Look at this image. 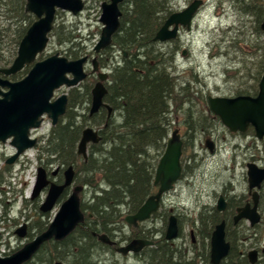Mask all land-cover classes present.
<instances>
[{
    "label": "trees",
    "instance_id": "trees-1",
    "mask_svg": "<svg viewBox=\"0 0 264 264\" xmlns=\"http://www.w3.org/2000/svg\"><path fill=\"white\" fill-rule=\"evenodd\" d=\"M241 1L247 2H238ZM170 3L171 0H124L120 6V28L113 37L109 51L121 57L123 52H127L128 57H123V61L112 68L108 93L104 98V102L116 111L118 119H107L106 114L100 113L93 116L89 113L88 117L78 112L80 108L90 112L94 87L90 77L69 90L67 111L52 128L40 152H47L53 158H39L46 163L55 161L75 169L74 184L82 189L77 192V196L85 218L65 238L46 241L34 257L24 264H108L110 254L119 256L120 260L125 259L115 251V246L101 243L95 234H107L117 241L116 245L137 238L153 241V236L157 237L153 245L144 247L142 253L138 254V264H211V236L223 220L227 221L226 237L231 243V250L221 264H250L240 253L244 246L239 241V227L233 225L232 217L241 205L239 196L229 199L230 206L226 214L214 208L204 210L198 219H191L193 224L196 222L199 226L192 225L197 226L198 242H192L193 249L190 252L174 243L175 240H166L167 211L156 212L153 216L155 220L157 217L162 218L159 219L162 223L160 230L153 227L135 229L128 227L124 221L126 216L135 214L157 191L154 186L155 171L166 149L173 116L182 112L188 117L190 112L185 108L186 105L198 103L199 121L188 119L184 151L194 144L195 135L206 129V118L202 115H206L207 101L202 98L201 92L195 90L194 85L190 86L191 80L178 71L176 60L180 48L177 42L172 41V44L164 46V43L154 40L171 13ZM254 3L242 4L241 13L251 15L257 23V29L261 31L264 0H261L260 5ZM25 7L26 0H0V63H3V67L13 63L23 37L35 21V16L27 13ZM52 35L57 37L59 45L65 47L67 58L76 60L86 55L83 48L76 47L80 37L72 35V29L65 24H56ZM6 38H10L9 45ZM239 64L240 61L234 62L233 68ZM28 72L29 68L26 67L9 79L20 80ZM239 72L238 68L235 73ZM263 73L264 52L255 78H260ZM196 83L198 80L194 77ZM250 88L238 94L253 92L254 86ZM88 121L91 123L87 124ZM87 125L103 128L100 142L89 145L88 157L84 159L78 154V144ZM184 167L186 172L187 166ZM38 209L40 211L36 205L35 210ZM40 214L36 223L38 236L50 226ZM110 258L112 264H125L112 256ZM256 264H264V260Z\"/></svg>",
    "mask_w": 264,
    "mask_h": 264
},
{
    "label": "water",
    "instance_id": "water-1",
    "mask_svg": "<svg viewBox=\"0 0 264 264\" xmlns=\"http://www.w3.org/2000/svg\"><path fill=\"white\" fill-rule=\"evenodd\" d=\"M124 0H105L102 4L100 22L103 29L100 40L94 47V52L111 46L114 35L120 28L122 12L120 4ZM200 2L192 4L186 10L172 14L160 28L155 36V41L167 42L175 39L178 35L179 25L191 29V24ZM85 9L84 0H26L25 11L33 14L36 21L27 30L23 37L17 57L10 67H0V143L10 141L16 149L13 157L7 160V165H12L22 154L34 148L37 139L31 136L32 132L39 129L47 116L52 125H56L64 116L68 106V95L62 94L54 98L55 92L63 87L75 88L85 81L88 74L86 64L88 56L71 60L67 57L55 54L43 60H37L44 53L49 44V34L53 31L58 10L70 12L77 16ZM174 27V28H173ZM173 28V29H171ZM264 31V22L261 24ZM186 55L185 51L182 53ZM32 66L29 73L21 80L12 81L9 77L22 71L25 67ZM93 72H98V61L92 59ZM99 81L92 89V103L90 114L93 115L102 107H111L104 103L108 93L104 82L108 74L99 72ZM209 107L215 116L221 118L222 123L230 131H245L249 126L255 128L259 136H264V73L260 82V91L256 97L240 95L235 98L210 97ZM101 140L98 132L92 128H86L78 144V154L84 159L88 157V145L97 144ZM208 149L213 153V143L206 142ZM183 154V140L179 129L171 132L163 156L157 165L154 177V186L158 187L154 195H151L141 208L133 215L125 217V222L137 227L158 212L165 194L173 190L175 184L181 179L183 167L181 158ZM248 182L250 190L259 188L264 179V170L255 164H248ZM75 169L70 166L65 172V182L58 185L51 182L45 168L39 167L33 190L32 200L47 191L46 198L40 206L44 214L52 212L68 188L74 184ZM76 187L74 192L61 203L60 209L53 219L49 229L37 236L23 249L8 256H0V264H24L30 261L37 253L41 245L54 238L61 240L74 231L76 226L85 218L81 210L80 200ZM254 207L250 204L237 210L235 224L242 219H248L252 225L259 223L260 216L257 213V192L253 194ZM227 207L226 200L221 196L217 202V209L223 212ZM173 212V210L171 211ZM91 216V215H90ZM24 224L16 230L18 238H26ZM179 222L172 214L168 220L165 238L168 241L177 240L180 235ZM225 221L219 223L211 237V264H221L229 255L231 245L226 240ZM98 240L106 245L114 246L116 243L107 234H95ZM153 245L151 240L135 239L126 246H120L116 251L122 256L130 253H138L144 247ZM251 264L257 262V252L249 253ZM54 264H65L56 262Z\"/></svg>",
    "mask_w": 264,
    "mask_h": 264
},
{
    "label": "rangeland",
    "instance_id": "rangeland-1",
    "mask_svg": "<svg viewBox=\"0 0 264 264\" xmlns=\"http://www.w3.org/2000/svg\"><path fill=\"white\" fill-rule=\"evenodd\" d=\"M84 1L85 9L80 15L74 16L70 12L58 10L54 26L65 24L66 27L71 28L72 35L80 37L76 42L77 46H75L77 49L83 48L85 54L88 55L94 54V47L100 40L103 26L100 22L103 0ZM238 1L206 0V5L198 11L191 30L181 33L182 46L177 59L178 71L188 80H194V77L197 76L201 83L207 84L213 95L227 96L251 90L250 87L254 86L255 75L260 68L261 55L264 52V31L257 29V23L254 22L251 15L241 13V5L248 2L253 4L254 1L260 5L261 0ZM180 2L183 3L184 0H180ZM33 19L37 20L36 17ZM52 34L53 31L49 34L48 47L38 57V61L55 54L66 57L65 47L59 45V40ZM5 41L7 45L10 44V38H6ZM183 51H186L185 56H182ZM6 55H8L7 52ZM237 61H240L241 64L235 65L234 69V62ZM3 66V63H0V67ZM31 67L29 66V69ZM238 68L240 72L235 73ZM196 88H200V84ZM70 89L72 88H61L55 92L54 98L62 94L68 95ZM193 110L197 114L198 103L196 107H193ZM78 112L89 117L90 112L83 111V108H80ZM176 116H173L171 120L173 121ZM178 116L189 119L182 112ZM198 121L199 116L197 115L194 122ZM89 123L91 121L87 122V124ZM53 127L51 120L45 116L41 127L31 134L33 138L37 139L36 147L26 151L12 165H7V160L15 155L16 149L10 144V141L0 143V181L5 183L2 182L0 185V255L2 257L7 256L5 254L13 250L24 248L32 242L31 240L34 239L38 231L36 223L39 220L40 211L39 209L36 211L35 206L40 207L43 204L47 192L45 190L40 197L34 200H32V195L41 163L39 157L44 159L52 157L47 152L43 154L40 152ZM88 127L90 126H85V129ZM176 128L178 127L172 125L169 134ZM203 132H206V129L197 134L191 148L183 150V165L187 166L188 170L176 188L164 197L163 204L158 211L160 213L167 211L168 217L170 209H173L174 213L178 215L181 233L174 243L187 252L193 249L190 234L192 230H196L197 226L192 227V225L199 226L196 222L193 224L191 219H198L204 210L216 208L218 196L222 192H226L228 196H240L246 188V160L242 150L243 140L224 134L225 140L221 137L218 138L219 152L212 156L209 150L204 147L205 142L201 137ZM183 133V141H185V128ZM193 155H196L197 158L195 159ZM42 163L50 165V162L46 163L45 160H42ZM68 196L69 194L64 195L52 212L46 214L41 212L40 215L44 216L43 220L46 223H51L58 213L61 203ZM159 219L162 218L157 217L154 223H157V230L162 228ZM24 223L31 225L32 234L21 239L15 234L16 230L21 228ZM246 224L243 230L249 229V224ZM263 239L264 228L261 240ZM250 246L251 243L248 241L245 248L249 250ZM110 256L121 263H133L131 259L120 260L117 255L110 254ZM112 262L109 258L108 264H112Z\"/></svg>",
    "mask_w": 264,
    "mask_h": 264
},
{
    "label": "flooded vegetation",
    "instance_id": "flooded-vegetation-1",
    "mask_svg": "<svg viewBox=\"0 0 264 264\" xmlns=\"http://www.w3.org/2000/svg\"><path fill=\"white\" fill-rule=\"evenodd\" d=\"M104 1L105 0H103V2ZM103 2H102V4H103ZM196 2H200V4H199V8L197 9V12L195 13L194 18H193V21H192V24H191V28H192L193 23L195 21V18L197 16V13H198V11H200V9H202L203 7H205L206 0H184L183 3H181L180 0H171V3H170V7H171L170 11H171V13L166 18V20L172 14L179 13V12L184 11V10H186L187 8H189L192 4H194ZM176 4H177V6H176ZM254 5H259V3L257 1H255ZM120 6H121V4H120ZM101 14H102V5H101ZM166 20H165V22H166ZM165 22H164V24H165ZM173 28H171V29H173ZM102 29H103V26H102ZM102 29H101V32H102ZM260 29H261V26H260ZM190 30L191 29L188 30L187 27H183L182 25H179L178 35H177V37L175 39L169 40L167 42H160V43H164V46H166L169 43H171L172 41L173 42L176 41L177 42V46L179 48H181V46H182L181 41H180L181 40V33L183 31H190ZM101 32H100V35H101ZM112 41H113V39H112ZM110 48H111V46L108 47V48H106V49L101 50L99 53H95L94 52V54L92 56L85 55V56H88V58H89V61L86 64V68H85L86 69V72L88 74L87 78L90 77L92 79V81L94 82V86L99 81V77L98 76H99V72H101V73L108 74V78L104 82V85L107 88V86L109 85V80H110V75L112 73V68H114L115 65L118 66L119 63L121 61H123V57L124 58H127L128 57L127 52H123L124 55H123V57H121L119 54L111 53L109 51ZM185 53H186V51H185ZM106 54H107V57H106ZM94 58H96L97 61H98V68H99L98 72H93V69L91 67L92 66V59H94ZM177 59H178V57H177ZM176 63H177V60H176ZM27 68H29V67H27ZM89 68H91V69L89 70ZM30 69H29V71H30ZM262 76H263V74H262ZM262 76L260 78H259V76L255 78L253 92H251L249 94H232V95H227V96H225V95L224 96H221V95H213V93L211 91H209V89L207 87V84L201 83L199 81V78L197 76H195V77L198 80V83H196V85L194 87L195 90H197V91H199V92L202 93V98L203 99H206V101H207V105L205 107L206 115L205 114L202 115L204 118H206L205 119L206 120V132H203L201 134V137H202V139L205 142V146L204 147H206V149H208V147L206 145V142L207 141H210V142L213 143V153L208 149L209 152H210V154L212 156H214L215 154H217L219 152V146H218L219 142H218V138L221 137L222 139L225 140L226 138L225 137L223 138L224 134L231 135L232 137H237L240 140H243V143H244L242 150H243V156H244V158L246 160L245 161V167H246L245 183H246V188L243 191V193L239 196L240 197V201H241L240 202L241 205H240V207L236 208L235 214H234V216L232 218H233V225L235 227H239V239H240L239 241H240V244H242L244 246L242 252H240V253L245 258H247V260L249 261L250 264H251V262H250V259H249V253L251 251H256L257 252V258L258 259H257V262L256 263H258L259 261L264 260V239L261 240V237H262V229L264 228V179L261 182V185H260L259 188H255L253 190H250V188H249V182H248V175H247V172H248V167L247 166H248V164L252 163V164H255L261 170H264V136H259L257 134L255 128L252 127V126H249L245 131H236V132L230 131L228 128H226V126H224V124L222 123L221 118H219L218 116H215L213 114V112L210 110V107H209V98L210 97L235 98V97H238L240 95H247V96L256 97L259 94V91H260V82H261ZM87 78L85 80H87ZM198 84H200V88H196V86ZM224 84L226 86V83L225 82H224ZM205 87H207L206 88L207 90L205 89ZM216 88L219 89V87H216ZM107 90H108V88H107ZM196 104L197 103H191L192 107H194V106L196 107ZM90 110H91V107H90ZM97 113H100L101 115L106 114L107 119L113 118L114 120H116L118 118L117 117V113H116L115 110L112 109V111L109 112L108 107H105V106L102 107L99 110V112H97ZM97 113H95V114H97ZM95 114H93V115H95ZM93 115L90 114V116H93ZM188 121H189L188 119L181 118L178 115L172 121V125L178 127L176 129H179L180 130V134L182 135V140H183V134H184L183 133V129L185 128L184 126H186L188 124ZM90 128H92L95 131H97L98 134H99V136H100V131L102 130L103 127H100V128L99 127H90ZM194 138H197V134L195 135ZM90 144H92V143H90ZM89 145H88V150H89ZM193 157L195 159L197 158L196 155H193ZM50 159L52 160V158H50ZM194 162H195V160H194ZM181 163H182V167H183L182 177L175 184L173 190L176 188L177 184L183 179V176L185 175V167L183 165L184 162H183V159L182 158H181ZM39 167L45 168V170L47 172V175H48V178H49V180L51 182H55L58 185H62L65 182V172L69 168L65 164H60L59 162L51 161L50 162V165H48V164L46 165L45 163H42V161H41ZM75 188H76L75 187V184H73V186L71 188H68L65 191V193L63 194V196L66 195V194H69V195L72 194L73 193L72 191H74ZM156 188H158V187H156ZM47 191L48 190H46L45 192H47ZM81 191H82V189H81ZM254 192H257V213L260 216L259 223L255 224V225H252L251 222L248 219H242L237 224H235V217L238 215L237 210L239 208L245 207L248 204H250L251 208L254 207V205H255L254 200H253V194H254ZM43 193H44V191H43ZM169 193H167V194H169ZM167 194H165L164 197ZM46 195H47V193H46ZM221 196H223L225 198L226 203H227V207H226V209L223 212H220V211H218L217 204H216V210L219 213H225L226 214L227 211L229 210V206H230L229 199L232 198V197H235V196H228L226 192H222V194H220L218 196V200H219V198ZM164 197H163V199H164ZM218 200H217V202H218ZM162 202H163V200H162ZM162 202H161V205L163 204ZM160 208H161V206H160ZM172 210L173 209H170V212H169L170 214H169V217L167 218L168 220H169V218H170V216L172 214H174L176 217L178 216L177 214L174 213V210H173V212H171ZM154 214L151 216V218L149 220H147L145 222L139 223V225L137 227L130 226L126 222L125 223H126V225L128 227H133L135 229H139V228L146 229V228L153 227V228H155L157 230V228H156V224L157 223L154 224L156 222L155 219L153 218ZM177 219H179V218H177ZM27 220L29 221V219H27ZM124 221H125V219H124ZM223 221H225V220H223ZM246 223L249 224V229L248 230H243L244 227L247 225ZM24 224L27 225V227H26L27 236L28 235L31 236V234H32L31 233V225L28 224V223H24ZM225 224L227 225V221H225ZM179 227H180V224H179ZM126 229L128 230V228H125V230ZM225 231H226V228H225ZM190 235H191L192 242L194 244L197 243L198 240H197L196 230H192ZM37 236H38V231L36 232V236L35 237H37ZM156 238L157 237L153 236V239L154 240ZM137 239H139V238H137ZM145 240H151V239H145ZM154 240L153 241L151 240V241L154 242ZM226 240H227V237H226ZM248 241L251 243V246H250L249 250H247L245 248V245L247 244ZM114 242L117 244V241L116 240H114ZM227 242H229V241L227 240ZM129 243H131V242H129ZM129 243H123V244H121V243L119 244L118 243L119 245H116L115 244L114 245L115 246V251H116V249L118 247H120V246H126ZM230 245H231V243H230ZM143 249L140 252H138V253H130L127 256H122L117 251L116 252L119 255H121L122 258H125V260H130V259L133 260V263H130V264H138V261H139L138 254H141L142 251H143ZM13 251L11 253H13ZM210 253H211V251H210Z\"/></svg>",
    "mask_w": 264,
    "mask_h": 264
},
{
    "label": "bare ground",
    "instance_id": "bare-ground-1",
    "mask_svg": "<svg viewBox=\"0 0 264 264\" xmlns=\"http://www.w3.org/2000/svg\"><path fill=\"white\" fill-rule=\"evenodd\" d=\"M195 86L196 84H194V80H191L190 86ZM105 103V102H104ZM106 104V103H105ZM108 105V104H107ZM186 109L189 110V115L188 118L191 119L192 121H194L195 116H197V114L195 113V111L193 110V107L190 103V105H186ZM206 123V122H205Z\"/></svg>",
    "mask_w": 264,
    "mask_h": 264
}]
</instances>
